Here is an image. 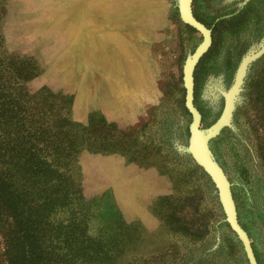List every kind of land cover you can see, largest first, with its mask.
I'll list each match as a JSON object with an SVG mask.
<instances>
[{"label":"rangeland","instance_id":"rangeland-1","mask_svg":"<svg viewBox=\"0 0 264 264\" xmlns=\"http://www.w3.org/2000/svg\"><path fill=\"white\" fill-rule=\"evenodd\" d=\"M190 10L210 37L192 70L206 128L222 117L241 59L264 45V0H191ZM0 36L3 53L34 61L26 89H43L66 118L78 144L69 176L92 205L88 233L119 234L120 264H247L212 182L182 150V65L202 36L175 0H0ZM234 96L207 145L264 264V50Z\"/></svg>","mask_w":264,"mask_h":264},{"label":"trees","instance_id":"trees-1","mask_svg":"<svg viewBox=\"0 0 264 264\" xmlns=\"http://www.w3.org/2000/svg\"><path fill=\"white\" fill-rule=\"evenodd\" d=\"M35 70L0 50V264H120L119 234L88 233L92 205L68 170L78 144L44 90L26 89Z\"/></svg>","mask_w":264,"mask_h":264},{"label":"water","instance_id":"water-1","mask_svg":"<svg viewBox=\"0 0 264 264\" xmlns=\"http://www.w3.org/2000/svg\"><path fill=\"white\" fill-rule=\"evenodd\" d=\"M190 3H191V0L185 1V13L183 14L181 13L180 8H179V0H175V5H176L177 14H178L179 19L183 23H186L189 26L196 29L202 36L200 43L197 45V47L194 49V51L190 55L186 56L183 62V65H182V70H183V67L186 66L187 81H188L187 84H185V81H183V75H182V84L184 87V106L190 114V121L187 126L188 134L186 137V143L184 146H182V150L190 156L192 161L202 169V171L207 175L209 180L212 182L218 202L224 214V219L226 223L228 224L229 228L232 230V232L235 234V236L240 241L244 254L247 259V264H256L254 257L252 255V251L249 245L248 238L245 232L242 230V228L238 225L236 221L234 204L231 198L229 184L222 170L216 164L208 148L207 142L210 137H212L214 134L218 132V129L222 125L228 124V121L231 115V110L233 108L234 97H235L234 95L239 89V85H240L242 76L244 74V71L246 69V66L249 64L250 61L256 58L264 50V45H261V47L257 51L250 52L249 54L245 55L241 59L240 63L238 64L237 70H236V75L237 73H239L238 81L235 83V85H234V82L232 84V86L234 85V89L232 90L233 93H232V98L229 103L230 106L227 109L226 118L224 119V121H218L219 120L218 118L210 126L206 128H200L199 127V114L191 102L192 100V70L199 56L206 50L207 46L209 45L210 37H209L208 29H206L201 23H199L192 16L191 10H190ZM230 88L228 89V91L230 90ZM223 110H224V105H223L222 111ZM192 130L202 131L204 133L203 140L201 143V149H202L204 158L201 157L200 155H197L191 145V143H193V141H191Z\"/></svg>","mask_w":264,"mask_h":264},{"label":"bare ground","instance_id":"bare-ground-1","mask_svg":"<svg viewBox=\"0 0 264 264\" xmlns=\"http://www.w3.org/2000/svg\"><path fill=\"white\" fill-rule=\"evenodd\" d=\"M185 1L186 0H179V8H180L181 13H183V14L185 13ZM183 71H184V79H183V81H185V84H187L188 81H187L186 66H184ZM237 81H238V79H237ZM232 93L233 92L230 91L228 94L225 95V98H226V103H225L226 109H224L222 117L220 118L219 121H224V119L226 118V112H227V109L230 106L229 103H230V100L232 98ZM203 135H204V133L202 131L192 130L191 141H193V143H191V145H192L194 151L196 152V154L200 155L201 157L204 158L203 153H202V149H201V143H202V140H203Z\"/></svg>","mask_w":264,"mask_h":264}]
</instances>
